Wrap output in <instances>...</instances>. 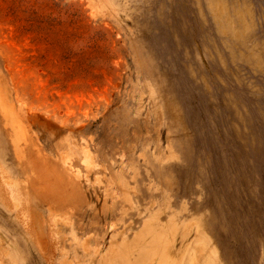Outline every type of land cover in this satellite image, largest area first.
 <instances>
[{
    "label": "rangeland",
    "instance_id": "374dc122",
    "mask_svg": "<svg viewBox=\"0 0 264 264\" xmlns=\"http://www.w3.org/2000/svg\"><path fill=\"white\" fill-rule=\"evenodd\" d=\"M0 264H264V0H0Z\"/></svg>",
    "mask_w": 264,
    "mask_h": 264
}]
</instances>
